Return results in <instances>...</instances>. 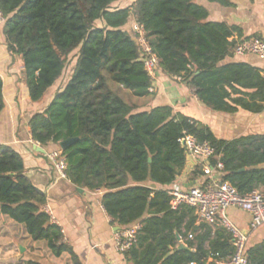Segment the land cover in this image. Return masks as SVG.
Returning <instances> with one entry per match:
<instances>
[{
    "label": "trees",
    "instance_id": "obj_1",
    "mask_svg": "<svg viewBox=\"0 0 264 264\" xmlns=\"http://www.w3.org/2000/svg\"><path fill=\"white\" fill-rule=\"evenodd\" d=\"M0 0L5 47L23 63L25 84L34 103L66 74L73 72L44 112L31 117L33 141L43 147L79 141L63 152L68 179L78 188L104 192L106 213L123 230L140 225L136 243L124 253L130 264H227L234 255L233 237L224 227L197 225L195 209L171 207L169 191L148 187L174 184L186 167L180 139L190 134L208 142L224 169L217 177L240 195L264 193V134L219 139L195 119L169 106L135 112L121 94L149 95L153 82L145 70L137 37L127 25L141 23L160 70L181 79L214 112L264 111V77L234 57L243 30L209 22V12L193 0ZM232 7V0H207ZM133 19V20H132ZM237 36V40L234 37ZM5 108L0 77V114ZM22 156L0 145V213L26 227L33 241H45L55 257L69 253L61 227L44 211L46 195L24 174ZM204 175L203 173H201ZM194 237L193 240L189 236ZM180 240L187 249H180ZM248 264H264V239L247 246ZM25 264H42L29 260Z\"/></svg>",
    "mask_w": 264,
    "mask_h": 264
},
{
    "label": "crops",
    "instance_id": "obj_2",
    "mask_svg": "<svg viewBox=\"0 0 264 264\" xmlns=\"http://www.w3.org/2000/svg\"><path fill=\"white\" fill-rule=\"evenodd\" d=\"M193 1L207 9L209 22H225L239 26L246 38L257 35L264 41V0H232L233 6L229 8L207 0ZM134 2L135 0H121L115 7L126 8ZM132 22L126 29L131 30ZM0 29V77L3 81L5 102V108L0 114V145L9 146L22 156L25 176L46 195L45 207L52 212L55 224L61 227L64 242L72 249L79 264H130L125 260L124 254L117 249L116 234L123 229L106 213L102 205L104 192L78 188L69 179L61 178L48 158V153L60 147L54 144L43 147L33 141L31 135L29 127L31 117L47 109L55 94L69 81L73 71L60 79L48 91L43 101L32 102L25 84L22 60L8 53L3 25ZM234 40H237V36ZM226 62L250 64L259 69L264 77V60L255 55L234 54V57L227 58ZM153 87L154 92L139 98L141 101L139 104L132 103L136 106V113L169 106L173 108L174 113L197 120L223 140L264 134V111L260 114L242 109L235 114L214 112L198 99L195 90L188 83L169 77L161 70ZM124 93L126 90L121 94ZM201 173L204 174L202 161L187 160L185 169L174 184L160 187L149 182L146 185L167 191L175 186L189 189L210 180L209 176ZM226 217L241 231L252 234L250 231L252 218L249 213L238 208H230L226 211ZM199 224L201 222L198 220L197 225ZM206 224L214 229L223 227L219 218ZM261 231L260 235L264 239V230ZM21 249L24 252H21ZM29 260L42 264H74L69 253L55 257L47 242L33 241L23 224L0 213V264H25Z\"/></svg>",
    "mask_w": 264,
    "mask_h": 264
},
{
    "label": "built area",
    "instance_id": "obj_3",
    "mask_svg": "<svg viewBox=\"0 0 264 264\" xmlns=\"http://www.w3.org/2000/svg\"><path fill=\"white\" fill-rule=\"evenodd\" d=\"M4 22L0 12V25H3ZM132 31L137 37L145 70L154 84L160 71V60L153 51L144 26L135 19L132 22ZM234 54L237 56L255 55L264 60V41L260 38H251L238 42L235 45ZM153 84L149 88V93L154 92ZM180 143L186 152L187 160H200L204 163V174L209 176L210 180L203 185L189 189H182L179 186L171 189L169 194L172 197V209L178 210L182 206L192 207L196 210L198 220L201 223H211L219 218L222 226L232 234L235 248L234 255L227 264H248L246 250L251 234L243 232L233 225L226 217V211L230 208H238L249 213L252 218L250 231L253 233L264 226V193L253 191L243 196L229 182L221 181L217 174L224 169V165L219 160L215 166L211 165V161L216 158V151L210 143H201L190 134L184 135L180 139ZM48 158L58 175L63 179H68L66 174L68 165L63 157V151L58 148L48 153ZM44 211L50 216L51 222L55 224L50 209L45 207ZM139 229L140 225H136L116 234V245L121 254L130 250L136 243ZM189 239L193 240L194 237L190 235ZM179 242L184 244L183 240Z\"/></svg>",
    "mask_w": 264,
    "mask_h": 264
},
{
    "label": "rangeland",
    "instance_id": "obj_4",
    "mask_svg": "<svg viewBox=\"0 0 264 264\" xmlns=\"http://www.w3.org/2000/svg\"><path fill=\"white\" fill-rule=\"evenodd\" d=\"M126 1V0H125ZM0 27H2V25H0ZM0 36H1V29H0ZM75 61H76V53H74L73 55L70 56V59H69V63H68V67L66 69V74L69 75L70 72L72 71L73 69V65L75 64ZM65 75V76H67ZM124 95V98L130 103H140V99L139 98H135L134 96H132L130 93L126 92L123 94ZM261 230H264V226L260 229ZM260 231H257L255 232L254 234L252 233L250 235V242H249V246L251 245H254L256 243H259L260 241H262L263 239V236L260 235ZM261 233H263L261 231ZM20 262L22 263L23 261L20 260Z\"/></svg>",
    "mask_w": 264,
    "mask_h": 264
},
{
    "label": "water",
    "instance_id": "obj_5",
    "mask_svg": "<svg viewBox=\"0 0 264 264\" xmlns=\"http://www.w3.org/2000/svg\"><path fill=\"white\" fill-rule=\"evenodd\" d=\"M78 141H79V138H69V139H67V140H65V141H63V142H61V143L59 144V147H60V149L64 152V151H66L69 147H71L73 144L77 143ZM80 191H82V190L80 189ZM180 249H187V246L184 245V244H181V245H180ZM21 252H24V250L21 249Z\"/></svg>",
    "mask_w": 264,
    "mask_h": 264
}]
</instances>
